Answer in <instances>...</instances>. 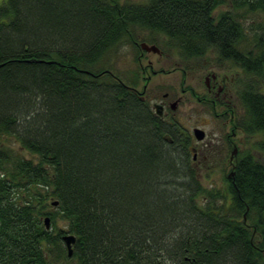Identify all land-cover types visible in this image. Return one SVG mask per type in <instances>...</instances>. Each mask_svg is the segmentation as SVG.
Segmentation results:
<instances>
[{
    "label": "trees",
    "instance_id": "obj_1",
    "mask_svg": "<svg viewBox=\"0 0 264 264\" xmlns=\"http://www.w3.org/2000/svg\"><path fill=\"white\" fill-rule=\"evenodd\" d=\"M138 31L246 76L240 126L263 157L240 152L227 189L112 71ZM64 262L264 264V0L0 1V264Z\"/></svg>",
    "mask_w": 264,
    "mask_h": 264
},
{
    "label": "flooded vegetation",
    "instance_id": "obj_2",
    "mask_svg": "<svg viewBox=\"0 0 264 264\" xmlns=\"http://www.w3.org/2000/svg\"><path fill=\"white\" fill-rule=\"evenodd\" d=\"M142 42H145L148 46L155 45L158 50H153L151 48L145 50L140 46ZM134 45L136 50H138L139 62L140 58L145 54L154 53L159 55V57L165 55L164 50L157 44V42L138 39V41H135ZM171 51L174 50L171 49ZM212 51V49H209V54H211V56H209L208 59L203 60L202 68L199 70L202 75L200 73L201 76L198 77L197 81L194 82L187 79V69H189V65L188 67H183L182 65L183 68L180 69L182 73V82L178 95L174 97L169 92H164L160 97H155L156 100L153 101L150 106L154 113L162 118L166 124H177L187 132L188 139L190 140L189 152L191 154V162L197 171V174L198 170H203V165L209 161L210 156L216 155L217 161H219V163L223 162V182L227 185L228 182L234 183L236 158L238 154L244 150L238 145L242 141L245 144L248 135L242 131L240 126V120L243 116L242 106H240L241 102L238 96L240 81H237L234 74L229 75L227 73L230 66L229 64L231 63L229 61H218L215 57H212ZM227 62L229 63L228 65L226 64ZM151 63V60H148L146 65H139L141 70L147 74L145 77L143 76L144 80L147 77L145 80L147 84H143L141 91L136 90L133 86L131 87L139 94L141 99L147 101H149L150 98L147 96L149 95L148 80H151L150 74L156 73L157 71L153 68ZM237 74L235 73V75ZM202 77L203 81H201ZM186 98L194 99L197 104H200V109L204 110L203 113L205 115L207 113L209 118L201 117L199 121L197 119L199 123L193 124L191 128L184 127L181 123L179 124L177 120H175L173 114L180 103ZM156 105L160 111L159 113L156 112ZM212 120L215 121L217 125L212 131L207 133L202 127L209 124ZM195 128H199L204 132V137L200 141L195 139L193 133ZM234 148H236V156L233 162H231L229 157ZM210 162L212 161L210 160ZM232 169H234V173L230 176ZM216 184V181L213 180L208 184L209 187H204L209 189L210 187L217 188ZM244 227L252 229V238L255 231L254 227L248 224H245Z\"/></svg>",
    "mask_w": 264,
    "mask_h": 264
},
{
    "label": "rangeland",
    "instance_id": "obj_3",
    "mask_svg": "<svg viewBox=\"0 0 264 264\" xmlns=\"http://www.w3.org/2000/svg\"><path fill=\"white\" fill-rule=\"evenodd\" d=\"M2 1V0H0ZM122 1V0H120ZM138 3H144L146 0H128ZM221 9H225L221 8ZM251 17V15H249ZM258 17H261V15H258ZM137 37L139 40H145L146 37H148V34L146 32H137ZM162 41V40H161ZM160 40L157 42V44L164 50L165 55L162 57H159V55H156L154 53L151 54H145L140 58V62L138 60V50H135L133 45L125 44L120 51L117 52V54L111 59V67L112 71H114L116 74H119L120 77L126 81V83H129L131 86L135 87L136 90H142L143 84H147L143 78L147 74H145L139 65L142 66L147 64L148 60H151V64L153 68L156 71V73L150 74L151 80L148 84V94L149 98L148 103L151 105L153 101H155V97H160V95L164 92H169L172 96L178 95L180 92V86L182 82V73L180 69H182L184 66L188 67L187 69V79L192 81H197L198 77L202 75L201 71H199L203 65V60L208 59V55L205 58H201V60H190L189 63L187 61L181 60L179 56L175 53V51H171V49L167 48V46L161 42ZM212 57H215L212 55ZM231 63V62H230ZM229 64L228 62L226 63ZM183 65V67H182ZM229 70L227 73L234 74V77L239 80L240 82V88L238 90H241L243 88V85L245 84V80L247 79L242 70L236 66L235 64H229ZM196 71V72H194ZM150 72V71H149ZM201 73V75H200ZM235 73L237 75H235ZM203 81V77L201 79ZM189 83V82H188ZM193 84L192 82H190ZM241 106V105H240ZM204 110L200 109V104H197L194 99L186 98L184 101L180 103V105L177 107V109L174 112V118L177 120V122L184 127L191 128L193 124L199 123L198 121L203 118H209V115L206 113V115L203 113ZM198 119V121H197ZM217 124L215 121H211L209 124L204 125L202 128L209 133L212 131V129ZM197 140V138H195ZM194 139V140H195ZM245 139V137H244ZM263 139V136L261 134H253L251 136H247L246 143L240 142L239 147L244 149L241 151L242 153L249 151L250 154L257 158L262 159V154L260 149L257 146V143ZM195 140V141H196ZM202 140V139H201ZM200 141V140H197ZM199 143V142H198ZM14 147L17 148V145L14 144ZM22 155H25L26 157H30V155L20 150ZM210 160L212 162H210ZM223 162L217 161L216 155L210 156L209 161L203 165V170H198V176L203 183V186H208L211 181H216V189H227V185L225 182H223ZM235 171V170H234ZM209 187V186H208ZM212 189V187H210ZM59 226L63 225V222H58ZM63 264H74L69 262H64Z\"/></svg>",
    "mask_w": 264,
    "mask_h": 264
},
{
    "label": "water",
    "instance_id": "obj_4",
    "mask_svg": "<svg viewBox=\"0 0 264 264\" xmlns=\"http://www.w3.org/2000/svg\"><path fill=\"white\" fill-rule=\"evenodd\" d=\"M141 48L145 49V50H149L150 48L153 49V50H158V48L155 46V45H150L148 46L145 42H142L140 44ZM131 88V87H130ZM156 112L159 113L160 111L158 110V106L156 105ZM194 136L195 138H197V140H201L203 137H204V132L203 130L199 129V128H195L194 131ZM236 156V148H234L230 154V161L233 162L234 158ZM234 167V166H233ZM234 169H232L231 173H230V176L234 173L233 171ZM53 205H56L57 202L54 201L52 202ZM43 222H44V225H45V228L46 229H49L50 227V218L48 216H46L44 219H43ZM62 240L66 246V249H67V255L70 257L72 255V244L75 242V236L72 235V234H64L62 236Z\"/></svg>",
    "mask_w": 264,
    "mask_h": 264
}]
</instances>
